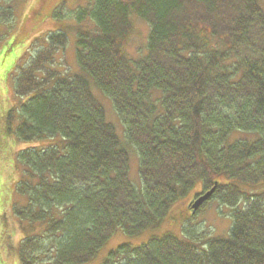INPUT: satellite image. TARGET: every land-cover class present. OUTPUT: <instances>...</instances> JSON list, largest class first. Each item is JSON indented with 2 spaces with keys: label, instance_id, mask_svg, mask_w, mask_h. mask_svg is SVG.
<instances>
[{
  "label": "trees",
  "instance_id": "1",
  "mask_svg": "<svg viewBox=\"0 0 264 264\" xmlns=\"http://www.w3.org/2000/svg\"><path fill=\"white\" fill-rule=\"evenodd\" d=\"M261 0H88L76 10L79 73L48 69L67 44L47 46L14 81L22 106L17 138L61 137L58 146L26 149L12 205L26 222L20 264H88L118 231L157 228L196 186L231 209L228 238L154 237L123 246L104 264H264V10ZM62 6L53 17L62 19ZM136 16L149 28L147 53L125 52ZM13 17L0 7V25ZM42 75V76H39ZM96 89L108 97L140 157L142 186L130 180V155L106 121ZM235 132L254 141L234 140ZM194 214V215H195ZM22 224V223H21ZM24 224V223H23ZM202 240V241H201Z\"/></svg>",
  "mask_w": 264,
  "mask_h": 264
},
{
  "label": "rangeland",
  "instance_id": "2",
  "mask_svg": "<svg viewBox=\"0 0 264 264\" xmlns=\"http://www.w3.org/2000/svg\"><path fill=\"white\" fill-rule=\"evenodd\" d=\"M87 3L88 0H0L2 9L11 8L13 12L10 21L0 25V264H20L17 249L27 233L24 232L25 227H22L26 226V222H21L12 210L13 204H22L25 200L16 192L21 172L18 154L26 149L46 150L58 146L62 141L61 137L31 142L20 141L17 138L16 132L21 122L18 114L30 96L20 98L15 94L14 78L21 68L27 66L38 50L47 46L48 35L58 32L66 33L67 44L56 52L55 64L47 68L61 75H74L80 72L76 58L77 23L74 14ZM61 5L62 14L66 17L62 19L53 17L55 10ZM260 5L264 10V0L260 1ZM131 20L134 31L126 42L124 52L130 58L136 59L147 53L150 28L136 16H132ZM90 84L94 96L104 107L107 123L114 126L120 140L126 144L130 155V180L140 189L142 186L139 174L140 157L134 148L127 144L125 127L112 101L100 93L91 80ZM257 138L254 133L235 132L231 142L239 139L254 141ZM199 187L197 185L194 191L175 203L157 228L132 237L118 230L99 251L97 257L88 264H104L118 248L129 246L138 249L154 237L171 235L195 245L197 244L192 239L228 238L233 221L229 207L212 200L199 214L194 215L190 212V202ZM243 189L263 193L264 183L255 188Z\"/></svg>",
  "mask_w": 264,
  "mask_h": 264
},
{
  "label": "water",
  "instance_id": "3",
  "mask_svg": "<svg viewBox=\"0 0 264 264\" xmlns=\"http://www.w3.org/2000/svg\"><path fill=\"white\" fill-rule=\"evenodd\" d=\"M217 187H218V183H216L215 186L210 191L203 194L197 200L194 201L192 200L189 205L190 212L192 214L198 212L200 208L213 197L214 193L217 190Z\"/></svg>",
  "mask_w": 264,
  "mask_h": 264
},
{
  "label": "flooded vegetation",
  "instance_id": "4",
  "mask_svg": "<svg viewBox=\"0 0 264 264\" xmlns=\"http://www.w3.org/2000/svg\"><path fill=\"white\" fill-rule=\"evenodd\" d=\"M203 194H200V195H198V196H193V201L194 200H197L200 196H202Z\"/></svg>",
  "mask_w": 264,
  "mask_h": 264
}]
</instances>
